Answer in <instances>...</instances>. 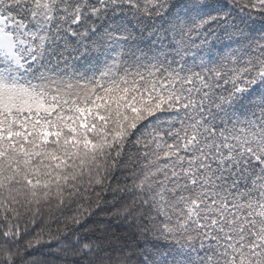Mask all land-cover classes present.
Masks as SVG:
<instances>
[{
    "label": "snow or ice",
    "instance_id": "1",
    "mask_svg": "<svg viewBox=\"0 0 264 264\" xmlns=\"http://www.w3.org/2000/svg\"><path fill=\"white\" fill-rule=\"evenodd\" d=\"M0 264H264V0H0Z\"/></svg>",
    "mask_w": 264,
    "mask_h": 264
}]
</instances>
